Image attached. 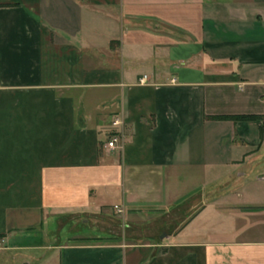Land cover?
Here are the masks:
<instances>
[{
    "label": "crops",
    "instance_id": "1",
    "mask_svg": "<svg viewBox=\"0 0 264 264\" xmlns=\"http://www.w3.org/2000/svg\"><path fill=\"white\" fill-rule=\"evenodd\" d=\"M223 115H264V0H0V264H264Z\"/></svg>",
    "mask_w": 264,
    "mask_h": 264
},
{
    "label": "trees",
    "instance_id": "2",
    "mask_svg": "<svg viewBox=\"0 0 264 264\" xmlns=\"http://www.w3.org/2000/svg\"><path fill=\"white\" fill-rule=\"evenodd\" d=\"M215 118L219 119H232V120H260L263 122L261 126V138L264 135V115H223V116H216Z\"/></svg>",
    "mask_w": 264,
    "mask_h": 264
},
{
    "label": "built area",
    "instance_id": "3",
    "mask_svg": "<svg viewBox=\"0 0 264 264\" xmlns=\"http://www.w3.org/2000/svg\"><path fill=\"white\" fill-rule=\"evenodd\" d=\"M114 123L115 124H119V119H116ZM117 141H118V137L117 136H113L112 139L107 143V146L109 148H114L116 143H117Z\"/></svg>",
    "mask_w": 264,
    "mask_h": 264
}]
</instances>
